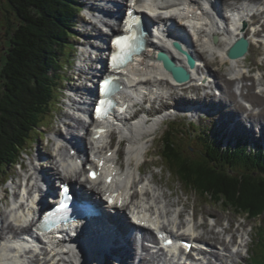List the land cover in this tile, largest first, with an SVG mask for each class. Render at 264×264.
I'll list each match as a JSON object with an SVG mask.
<instances>
[{"label":"bare ground","instance_id":"obj_1","mask_svg":"<svg viewBox=\"0 0 264 264\" xmlns=\"http://www.w3.org/2000/svg\"><path fill=\"white\" fill-rule=\"evenodd\" d=\"M101 3L102 1H108V0H92L91 4L92 7L97 8L99 6H102L98 3ZM112 1H117L118 4H129L131 0H112ZM174 1V4H170ZM177 0H165V1H158V0H145L142 4H140L138 7H143V6H149L150 4L157 5V4H165L166 6H163L162 8L165 9H173L176 7H179L181 5L180 2H176ZM209 5L213 7V16L216 20L222 21V20H231V18L227 15L228 9L233 8V9H239L242 10L243 12H239L242 14V17H245V12L249 10L250 4H263L264 0H207ZM194 4H201V2H194ZM158 5V6H160ZM224 5H228L227 10L223 8ZM160 7H158L159 9ZM177 9V8H176ZM192 12V11H190ZM188 13V15H191V13ZM209 17L211 15L208 14ZM262 16V14H259L256 16V20L258 22H261V19H258V17ZM242 18V19H243ZM153 20L160 21V17H154ZM195 21H200L199 19L193 18ZM245 20V19H244ZM224 22V21H223ZM242 21L238 20V18L235 19V21H231L230 24H234L236 26V33L233 34L232 32H229L228 34V40L225 42H219L217 44H210L205 41V38L202 37H208L209 33H207V30L202 28L199 33L201 35L200 38L196 37V34L194 35L196 39L194 40L192 37V32L193 30L189 27L188 29L185 28L184 26L182 27L183 23L180 25L175 23L177 27V32H181L185 38L188 40V43L190 44V52L194 55H196L199 58L205 59L207 62L206 67L207 71L199 67L198 69V74H203L205 75L206 72L210 75L212 80L210 79V82L212 81L211 85L209 87H203L199 84L193 83L194 79L191 80L190 82L186 83H181L179 84V87H174L171 85L169 81H164V79L158 80L159 83H154L152 86L154 88H158L160 85L162 86H167L168 89L174 94H177V91L182 90L184 91H189V90H194L191 94V98H187L188 100H185L186 98H181L177 97L178 99H181L179 102L177 100L175 101L174 99L172 102L174 103L173 106H176V110H178L180 113L183 114H188L190 116H197L203 108H207L210 110L211 109L215 112L214 115L218 114L220 115L219 121L222 123L229 122V126L233 125L235 128H241L244 131H246L248 134L253 135L254 137H258L256 134V129L258 126L259 132H260V139L264 140V114H261L260 117H256V115H249L248 118L244 117H239V120L236 122L232 117H235V115H227L228 111L226 106H228L227 102L224 99V95H227L228 97L231 98L230 94H233V89L228 85V83H225V86L222 84V80L225 78L226 73L228 75H233L234 72H236L239 75V84H238V90L244 89L246 86L245 80L249 78L248 72L250 71L248 68L250 66L246 63V65L242 66V63L247 61L248 58L251 55V52L248 53L245 57L239 58V59H234L231 60L226 57V52L228 51L229 47L233 43L235 39H237L240 34H244L249 36L250 41H253L255 38L254 36H251V29L248 30H243L240 28V24ZM245 23L246 20H245ZM86 33L89 32V27L91 25L86 24ZM105 25L109 28L113 29V32L115 29H117L116 25L111 22L110 20L105 22ZM93 30L97 32L96 36H100L102 39H107V35H112V31H106L105 26H103V29L100 26L93 25ZM124 24L120 25V28L118 30H123ZM264 27V25H262ZM182 28H185V30H182ZM121 30V31H122ZM257 30L261 31V28H258ZM116 31V30H115ZM238 31V32H237ZM204 33V35H203ZM163 36V34H160ZM203 35V36H202ZM87 36H91L88 34ZM91 38V37H90ZM157 33L156 34H150L149 36V41H150V49L147 50V52L143 55L144 56V61L140 66L131 65L128 68V74L127 77L130 78L131 75H138V76H149L152 78H157L158 76L165 75L162 71L161 63L157 61L155 57H153V53L155 49H158V46L160 48L161 45L157 42ZM154 40V41H153ZM91 42V39H88V43ZM153 42V43H152ZM196 43H198L196 45ZM253 44V42H252ZM94 46V44H93ZM95 47V46H94ZM201 47L202 49H199ZM104 50V49H102ZM88 51V49H87ZM167 52H169L166 49ZM102 51L101 53H103ZM176 60H178L180 63H183V55L184 53H173V51H170ZM80 57L87 58L86 50L83 49L81 52ZM101 56L98 55V58ZM106 56H102V60ZM212 57V58H211ZM219 57L222 58L223 63L228 65L227 72L225 74H222L220 72H212L210 70L212 60H217ZM138 67V68H137ZM209 67V69H208ZM259 70L262 71L264 70L261 68V64H259ZM79 74H82V77L80 78V82L78 84L81 85L79 89L77 90L78 92H81V97H84L83 90L86 89L88 86H92V81L96 76H98L102 70L101 68L99 69L98 66L91 65L90 68L87 70L86 65L81 64L77 67ZM97 69V70H95ZM238 69H241L238 71ZM248 69V70H246ZM258 70V69H257ZM190 72L193 74L195 77V70L192 69ZM86 78V79H85ZM255 83H258L257 87L260 89L259 95L264 94V77L262 78L261 75L258 76H252L251 77ZM128 79H126L127 81ZM230 81L235 82L236 81L233 78H230ZM160 84V85H159ZM207 84V83H206ZM208 89V90H206ZM76 90V88H74ZM200 90H205V93L198 94V91ZM236 92V91H235ZM261 93V94H260ZM75 95V97H70L69 99L72 100L73 107H75V104L78 105V102L81 103L78 99L79 95ZM196 94L197 96H195ZM236 94H238L236 92ZM178 95V94H177ZM200 95V96H199ZM244 95V94H243ZM133 96V99L135 98V95L132 93L131 90H124L120 93L119 98H125L127 100H130V98ZM88 99V96L85 97V100ZM232 102L237 103L235 99H231ZM82 104V103H81ZM170 103L164 102V107H169ZM254 109V104L253 108H250V110ZM175 109L170 110V113L174 111ZM86 113H89V111H86ZM252 114V113H250ZM71 119L72 121H70ZM65 124V127L69 124L70 128L67 129V134L62 135L59 130L56 131V136H55V142L53 143V150L50 155L47 153H43L42 151L40 154L35 156V158H31V168L26 171V173H21V179L23 180L21 183L14 180L9 187H16L20 188L24 186L25 182L27 180L30 181V189L29 192L30 194L36 193L38 188V182H41L43 180H47L49 184V188L51 191L56 192L58 187L61 188L62 184L58 183L60 179L64 180L63 182L67 181H73L74 180H79L77 179V175L81 173L79 171L77 173V170L79 168V164L69 155V152L71 149H67L66 146L64 145V142L66 143H72L73 145H76L79 143V139L81 142H84L86 145H88V148H93L92 144L93 141L91 134L90 137L86 136L84 133V129L86 128L85 122L72 115L70 111H67L64 114V119L62 121ZM245 124V125H244ZM151 127L155 130L157 128L156 123L151 124ZM122 137V136H121ZM142 139V140H141ZM88 140V141H87ZM157 142V141H156ZM155 142V143H156ZM152 142V135L147 133H139L138 137L135 140H129L128 144L126 145L125 142L121 139L117 145L113 148L114 144L110 143L108 139H105L102 141V146L104 147V157L105 160L110 159L113 157V160L118 162L119 168L118 169H123L127 170L126 175L130 179V183L132 182V179H134V187H138L139 184V178L145 177L144 181H140V184H142V191L143 195L145 198H148L151 200L150 204V210H160V217L166 218L169 216V214L172 211V208L177 207L179 209L181 217L187 215L190 217H195V220L197 221V227L203 229V232L198 233L196 236H190V240H196L200 241L202 243H206L209 245V251L207 252H201L202 254L206 255L208 259L207 264H229L230 261L237 262V258L239 259L240 255L242 254L241 251L234 250L232 248V243L229 240V237L227 236V233H230V230L233 228V222H229L228 226H223V221L225 219V216L222 214H219L217 211L214 210H209V209H204L201 211L200 209H197L195 206V212L193 214H188L187 213V208L189 205L187 203L184 204V207L181 206V197L178 199H174V197L177 195L176 191L174 188L169 185V184H163L162 180L159 178L158 173L152 170L153 165L158 166L159 162L156 160H146L145 162L144 159L141 157L139 154V150H136L134 146L140 145L143 148L147 149L146 155H151L152 154V147L155 144ZM109 145L111 146V149H109ZM106 146V148H105ZM125 146V147H124ZM83 148L84 147L80 146ZM122 148H125L127 151L126 153L122 150ZM73 149H78V146H73ZM82 151V152H83ZM112 151V152H111ZM126 154H128L126 156ZM125 155V157H124ZM93 154L91 155L90 162L93 163ZM24 167H27L26 164H24ZM109 168V167H108ZM69 176H71L69 178ZM117 176V175H115ZM76 178V179H75ZM79 178V177H78ZM117 178V177H114ZM57 179V180H56ZM59 180V181H58ZM81 184H84L87 186L88 189H90L87 185L86 182L83 180H80ZM105 183V180L101 182ZM165 185L168 187L169 191L165 188ZM121 190L125 191L126 185H119ZM85 188V187H84ZM8 190V188H5V192ZM118 193H120V190H117ZM21 195V193H20ZM8 197H5V199L2 201L4 204V207H1L0 203V232L1 235L4 237L7 233L16 230L17 226L13 221H10L11 217V211L9 209L11 205V199H7ZM119 199H117V203H119ZM162 203L166 204L167 211L164 213L162 211ZM114 208L116 209V212L118 215L115 217H109L108 222L105 223L102 221V227L103 229L108 233L112 234L115 238L114 243L116 246V252L114 254V257L116 259H112L109 256L102 257L99 253L95 255V258L92 259V264H129L128 261H130V264L135 263V259L137 258V255L132 254V250L137 249V251L140 253V264H156L158 261H160V254L155 253L151 251V248L148 244H145L143 242L142 248L140 249V238L138 237V233H132L130 235V238H128L127 235L130 234V232L126 231L123 229L122 225L125 221L132 223L134 220L132 219L130 215L129 208L126 206H119L115 205ZM32 212V209L26 208V211L20 215L19 217V222L23 223L28 220V215H30ZM198 213H201L203 215V219L200 220L198 218ZM212 215H216V222L218 226H222L221 228L217 227L213 223H210L208 220V217H211ZM108 217V216H107ZM107 217L105 220H107ZM175 221V220H173ZM160 222V221H159ZM166 223V222H165ZM168 223V222H167ZM219 228V229H218ZM156 230L155 227H149L144 229L145 235L147 237V241H156L158 239L157 235L152 232V230ZM166 232L173 234V229H170L166 227ZM158 233V232H157ZM244 237L243 235H239L240 237ZM149 237V238H148ZM231 237L233 240H237V236L235 234H231ZM241 237V238H242ZM5 238V237H4ZM120 238V239H119ZM240 241L238 240V243ZM213 243L215 245L220 244L221 250L218 251L217 249L213 248ZM184 249H187L186 246H184ZM49 255V254H48ZM200 255V254H199ZM200 260H203L200 258ZM113 262V263H112ZM2 263H7V264H19L17 261L12 259L5 251L0 252V264ZM206 264V262H205Z\"/></svg>","mask_w":264,"mask_h":264},{"label":"trees","instance_id":"obj_2","mask_svg":"<svg viewBox=\"0 0 264 264\" xmlns=\"http://www.w3.org/2000/svg\"><path fill=\"white\" fill-rule=\"evenodd\" d=\"M7 4L5 9L14 12L19 22L0 70V176L8 174L33 131L53 112L57 80L66 67L61 56H70V37L76 35L72 27L80 8L79 0H7ZM195 132L192 139H204L201 130ZM178 139L170 133L163 157L190 188L261 219L263 150L250 153L244 144L224 149L215 140L206 144L204 153L188 156ZM261 233L264 246V228ZM250 260V264H264V247Z\"/></svg>","mask_w":264,"mask_h":264},{"label":"rangeland","instance_id":"obj_3","mask_svg":"<svg viewBox=\"0 0 264 264\" xmlns=\"http://www.w3.org/2000/svg\"><path fill=\"white\" fill-rule=\"evenodd\" d=\"M85 1L86 0H81L82 3H85ZM7 5H8L7 0H0V70L2 68V65H4L5 54H7V52H8L9 43L11 40V37H10L11 32L16 28V26L18 25L17 23L19 22L18 17H17V15H15L14 12H12L11 10L5 9V7H7ZM227 7H228V5L223 6V8L226 10H227ZM84 14L82 13V14L76 15L75 18L77 21V25H75L73 27L74 32L76 33V36L70 38V43L71 44L75 43V45L77 44V46L74 45L72 55H70L69 57L61 56V59H64L65 61L71 60V61H73V63H72V65H70L68 63L69 67L67 69V72H63V74L65 75V79L62 80V76H61V78L58 81V82L62 81L63 83L59 84L58 91H56V101H55L53 108H52L53 112H51L49 114V117L47 118L46 121L44 120V122H42V124H40V128L38 130H36L37 131L35 134L36 138H34V140L27 141L29 143V148H30V152H28V153H30L31 155H34V156L31 157L28 154H25V156L27 158V160L25 162H28L30 160V157L35 158V156L40 154L41 151L45 154L47 153L48 155H50L52 153L53 143L55 142V139L49 140V137H52L51 134H54V132L50 133V131L55 129V127H59L57 130H59L62 135L67 134L66 130H65V134H64L63 130L60 129V126H62V124L59 126V124L61 122L60 118L64 119L63 114H64L65 109H66L65 106H66L67 97H65L66 88H64V86L69 87V85H70L69 82L72 81L73 76H75L78 72L77 67L79 65H81V62L79 61V59L81 58L80 57L81 52H82L83 48L85 47L84 46L85 39L83 37L79 36L76 31H82L81 28H84V30L86 29V25L82 26V23L84 21V19H83ZM261 17L262 16L258 17V19H261ZM90 32L92 34H95V35L97 34V32L95 30H90ZM203 35H204V33H203ZM82 41H83V45H81ZM197 44L198 43H196V45ZM78 46H80V47H78ZM199 49H202V48L199 47ZM68 50H70V48H68ZM212 63L213 64H211V68H210V70H212V72H220L222 74H225L227 72L228 65L223 63L221 57H219V59H217V60H212ZM246 63L250 66V68H248L249 70L259 69L258 68L259 64H261V68L264 69V46L254 45L252 50H251L250 57L248 58L247 61L242 63V66L246 65ZM82 64H83V62H82ZM65 65H67V64L65 63ZM240 70L241 69H238V71H240ZM256 73H257V71L254 72L255 75H256ZM0 79H1V76H0ZM221 80H222L221 82L224 86H225V83H228V85L233 89V92H234L233 94H230L231 98L228 97L227 95H224V99L228 104V106H226L227 111H228L227 115L231 114V115L236 116L239 109L241 110L240 112L243 113L246 110V108H245V106H244V108L241 107V105L244 103L242 102V100H240L238 98V94H236V92H235L237 90L236 85H235V87L233 86L235 82L230 81V75H228L227 73L225 75V78L221 79ZM248 80H253V79L247 78L245 80L246 85H248L246 83V81H248ZM0 83H1V81H0ZM78 83L79 82H77V84ZM250 84H251V86H250ZM257 85H258V83H257ZM248 86L250 87L249 88L250 90L246 89V91H249V95L247 97V94L243 93L244 94L243 96L254 101V102H252L251 100L247 99V102L251 101V103L255 104V105H254L253 110L247 109V112L250 116L256 115V117L258 118L261 116V114L264 113V111H262V110H264V96L259 97V96L254 94V86L255 85L252 81H249ZM248 86H246V87H248ZM0 88L2 89L1 85H0ZM255 89H256V86H255ZM193 91L194 90L184 91L185 93H183L182 96L180 95L179 91H177L176 93L178 94L177 97L187 99V95L191 96L192 95L191 93ZM2 93H3V91H2ZM231 99H235L237 101V103L232 102ZM239 107H241L242 109ZM256 107H259V109H257ZM250 113H252V114H250ZM249 115H247L246 118H248ZM174 118H176V117H174ZM177 118H180V117H177ZM232 118L235 120L234 117H232ZM202 121H203L202 123L204 125H208L213 130L221 127V125H219L220 124L219 117H216L213 119H202ZM199 125L200 124H198L196 126H199ZM169 126H170V124H165L162 127L160 134L163 133V135H164L165 131L169 129ZM188 126L192 127V125H190V123H186L183 121L182 124L178 126L179 130L177 132V135H182L183 131L187 132V134H188L190 132V130L189 131L187 130ZM232 127H233V125H231L230 128H227V125L225 127L223 126L221 128L224 131L223 134H226V136H230V134L233 133ZM63 129H64V127H63ZM258 132H256L257 133L256 135H259L260 132L259 133ZM187 134L183 137L180 136L179 144L183 149H185L186 155L189 156L190 154H194L202 148L204 140L192 139ZM55 136H56V134H55ZM256 140L260 141V139H256ZM155 144H154V146H155ZM162 145H163L162 142L159 140L158 143L156 144L155 149L159 150V151L162 150ZM191 146H195V147H191ZM153 147L151 148L152 153H153ZM151 159L158 161L159 165L161 163L160 166L158 165L157 167H152V170L155 172L156 171L160 172L161 177H159V178L162 180L163 184H169L174 188V190L176 191V194H177L174 197V199H178L179 197H181V199H182L181 206L182 207H184L185 203H187L189 205V207L187 208L188 214L194 213V207L195 206L197 209H200L201 211L203 210V208L209 209V210H214V211H217L219 214H222L223 216H225V219L223 221V226H228L229 222H233V226H232L233 228L230 230L231 234H235V236L243 235V232H242L243 230H245L249 233L248 238H249V243H250L249 244L250 254L245 253L244 256H242V254H241L239 256L240 258L239 259L237 258V260H239V262L237 261L238 264L239 263L250 264V262H251L250 259H252V257L254 255L263 253V247L264 246L261 245V242L263 240L261 231L264 228V215L263 214L258 216V217H261L260 220L248 218L249 216L245 215V214H239L235 208L227 207V206L221 204L220 202L216 201L215 199H211L210 197H208L206 195H202L200 192H197L195 189L187 188L184 185V183L182 182V179H180L179 177L174 175L173 171L171 169H169V167L165 164V161L162 159V157L160 155H158V154L154 155L153 157L150 158V160ZM11 166L12 167L9 170L8 175L12 176L11 179L16 178V179H18L16 181L21 183L23 180L19 176H21L22 172L26 173V171H20V166L13 167L14 164H12ZM26 166H27V171H28V169L31 168V161L28 164H26ZM4 178L5 177L3 175L0 176V180H3ZM11 182L12 181H10L9 183L11 184ZM9 185H8V187H9ZM165 188L169 191V189L166 185H165ZM1 207H4V205L3 206L1 205ZM240 213L248 214L247 212H240ZM200 214L201 213H198V216ZM216 217L217 216L214 215L212 218H210V220L208 219L209 222L212 221L210 223H213V221L216 219ZM202 219H203V215H202V218L200 220H202ZM226 219H228V220H226ZM244 223L246 224V228L242 229V227H244ZM261 225H263L262 228H261ZM200 232H203V229ZM243 236H245V235H243ZM208 244H211V243L208 242ZM219 245L220 244L215 245L213 243V248L218 249L217 247H219ZM234 250H236V249H234ZM218 251H220V250H218Z\"/></svg>","mask_w":264,"mask_h":264},{"label":"water","instance_id":"obj_4","mask_svg":"<svg viewBox=\"0 0 264 264\" xmlns=\"http://www.w3.org/2000/svg\"><path fill=\"white\" fill-rule=\"evenodd\" d=\"M249 48H250V42L248 41V39L247 38H241L230 49L229 55L233 59H238V58L244 57L247 54V52L249 51ZM160 59L165 61L166 68L169 71H172L176 75L177 78H179L182 81H187L190 79V74L188 73V71L185 69L177 68L167 55L161 54ZM192 65H195L194 62H192Z\"/></svg>","mask_w":264,"mask_h":264},{"label":"snow or ice","instance_id":"obj_5","mask_svg":"<svg viewBox=\"0 0 264 264\" xmlns=\"http://www.w3.org/2000/svg\"><path fill=\"white\" fill-rule=\"evenodd\" d=\"M124 39H127V38H124ZM115 43H116V45L118 47H121L122 44H123V40L118 39V40L115 41ZM112 59H113V62H114V66H116L115 65V62L118 61V60H120L121 59V56L120 55H114ZM108 83H109L108 81H105V86H107ZM106 90H107V88H106Z\"/></svg>","mask_w":264,"mask_h":264}]
</instances>
